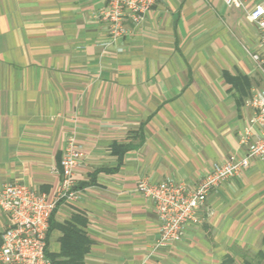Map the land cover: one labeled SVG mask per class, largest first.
Segmentation results:
<instances>
[{"label":"crops","instance_id":"crops-1","mask_svg":"<svg viewBox=\"0 0 264 264\" xmlns=\"http://www.w3.org/2000/svg\"><path fill=\"white\" fill-rule=\"evenodd\" d=\"M105 7L0 0V184L54 201L74 138L84 153L74 173L79 196L55 207L52 257L221 264L242 252L264 256V160L213 191L212 214L167 247H157L161 223L138 192L143 180L195 188L214 164L245 155L247 100L264 84L250 56L264 50L260 31L223 0H163L106 45ZM8 220L0 210V244Z\"/></svg>","mask_w":264,"mask_h":264},{"label":"built area","instance_id":"built-area-1","mask_svg":"<svg viewBox=\"0 0 264 264\" xmlns=\"http://www.w3.org/2000/svg\"><path fill=\"white\" fill-rule=\"evenodd\" d=\"M160 1L163 0H106L102 13V20L110 34L106 45L118 42L127 35L128 21L140 26ZM223 1L228 8L245 11L248 22L258 28L264 42V4L248 9L243 0ZM252 58L264 79V50L253 54ZM247 105L253 114L242 138V144L247 147L242 158L214 164L195 188L185 183L153 184L146 180L139 183L138 192L152 201L161 223L157 247L180 243L188 226H199L207 215L212 214L206 203L213 191L239 176L253 160H264V84L253 90ZM83 156V149L76 139H70L61 161L62 182L52 202L47 200L46 195L24 184H0V210L9 218L2 233L0 264H54L46 253L51 217L58 203L78 199L74 173Z\"/></svg>","mask_w":264,"mask_h":264},{"label":"trees","instance_id":"trees-1","mask_svg":"<svg viewBox=\"0 0 264 264\" xmlns=\"http://www.w3.org/2000/svg\"><path fill=\"white\" fill-rule=\"evenodd\" d=\"M50 223H51V221H50ZM49 235H50V229H49V233H48V239H49ZM67 250H68V249H67L66 247L63 248V252H62V254L60 255V257L65 256V254L67 253V252H66ZM85 251H86V249L83 250V252H85ZM46 253H47V257H49V258L53 261L54 264H83V260H82L81 257L78 258V259H75V260L59 261V260H57L55 257H52V256L48 253V248H47ZM256 256H257L260 260H263V261H264V256H263V255H258V254H257ZM221 264H237V263H236V258H235V256L228 255V256L223 260V262H222Z\"/></svg>","mask_w":264,"mask_h":264},{"label":"rangeland","instance_id":"rangeland-1","mask_svg":"<svg viewBox=\"0 0 264 264\" xmlns=\"http://www.w3.org/2000/svg\"><path fill=\"white\" fill-rule=\"evenodd\" d=\"M253 26H255V25H253ZM255 53H258V52L251 53V55H250L252 60H253L252 55L255 54ZM253 62H254V60H253ZM236 256H237L236 257V263L237 264H264V261L260 260L256 256V254H253V253H243L242 252L240 254H236Z\"/></svg>","mask_w":264,"mask_h":264}]
</instances>
